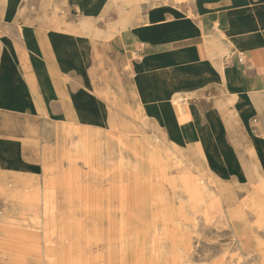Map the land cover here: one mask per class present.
Returning a JSON list of instances; mask_svg holds the SVG:
<instances>
[{"label":"crops","instance_id":"crops-1","mask_svg":"<svg viewBox=\"0 0 264 264\" xmlns=\"http://www.w3.org/2000/svg\"><path fill=\"white\" fill-rule=\"evenodd\" d=\"M0 80L1 209L50 168L34 162L38 128L47 144L52 128L78 142L75 130L130 134L141 118L142 139L120 138L204 178L207 209L264 215V0H0ZM22 236L0 230V264L39 246Z\"/></svg>","mask_w":264,"mask_h":264},{"label":"rangeland","instance_id":"rangeland-1","mask_svg":"<svg viewBox=\"0 0 264 264\" xmlns=\"http://www.w3.org/2000/svg\"><path fill=\"white\" fill-rule=\"evenodd\" d=\"M56 57L64 63L65 50ZM140 119L130 134L75 130L78 142L52 128L47 144L46 128L36 130L34 162L50 168L15 197L20 203L0 208V230L25 233L21 245L35 238L39 245L22 250L19 264H264V215L248 207L236 217L220 205L207 209L204 178L176 175L173 159L155 143L120 138L142 139ZM72 142L61 159L56 147ZM257 211L264 214V206Z\"/></svg>","mask_w":264,"mask_h":264},{"label":"bare ground","instance_id":"bare-ground-1","mask_svg":"<svg viewBox=\"0 0 264 264\" xmlns=\"http://www.w3.org/2000/svg\"><path fill=\"white\" fill-rule=\"evenodd\" d=\"M11 7H12V4L11 3H8V5H7V8H8V10H10L11 9ZM18 7V6H17ZM6 8V9H7ZM16 10V9H15ZM16 14V13H15ZM12 15H13V13H12ZM10 17V16H9ZM9 19V18H8ZM11 19V18H10ZM10 40V39H9ZM6 42V41H5ZM7 43V42H6ZM5 46V45H4ZM6 47V46H5ZM10 55V54H9ZM12 57V56H11ZM231 59V58H230ZM8 60H10V59H8ZM11 61V60H10ZM77 61V60H76ZM2 65V64H1ZM4 66V65H3ZM6 66V65H5ZM69 66V65H68ZM69 68V67H68ZM67 68V69H68ZM5 69H6V67H5ZM12 69H15L13 66H12V68H11V70ZM15 71V70H14ZM6 74L4 75V77H5V80H6V82H7V80L8 79H11V77H12V71H11V73H10V70L8 69H6V72H5ZM3 76V75H2ZM3 77V78H4ZM1 81V80H0ZM9 81V80H8ZM13 81V80H12ZM2 82V81H1ZM5 82V83H6ZM9 82H11V81H9ZM8 82V83H9ZM17 82V81H16ZM4 83V84H5ZM8 83H7V86H8ZM9 86H10V83H9ZM13 87V86H12ZM15 89V88H14ZM18 90V89H17ZM16 90V91H17ZM21 90V89H20ZM15 91V92H16ZM19 92V91H18ZM28 92V91H27ZM17 94V93H16ZM16 94H14V95H16ZM23 95H25V94H23ZM23 100V99H22ZM43 103H45V101L43 100ZM16 104V103H15ZM22 104H24L23 102H22ZM29 104H31V103H29ZM1 105V104H0ZM44 111H47V110H45L44 109ZM49 114V113H48ZM42 115V114H41ZM44 116V115H43ZM47 117V116H46ZM214 144V143H213ZM226 147V146H225ZM6 148V147H5ZM19 148V147H18ZM210 151V150H209ZM232 151V150H231ZM226 152V151H225ZM228 152V151H227ZM218 154V153H217ZM226 155V154H225ZM3 156V155H2ZM213 157V156H212ZM216 157V156H215ZM20 158V157H19ZM227 159H228V156L226 157ZM9 160V159H8ZM11 160V159H10ZM214 160V159H213ZM17 161V160H16ZM227 161V160H226ZM4 164H5V162H7L6 160L5 161H2ZM214 162V161H213ZM15 163V162H14ZM13 163V164H14ZM180 163H182L181 161H180ZM219 163V162H218ZM225 163V162H224ZM7 165L9 164L8 162L6 163ZM26 165H28V162H26V163H22V165H20V168H22V167H24V166H26ZM235 165V164H234ZM18 166L17 165H15V168H17ZM226 167V166H225ZM237 167V166H236ZM233 168H234V166H233ZM238 168H240V167H238ZM242 169V168H241ZM183 170H185V169H183ZM223 170V169H222ZM238 172V171H237ZM228 173V172H227ZM240 173V172H239ZM234 174V173H233ZM227 175V174H226ZM232 175V174H231ZM193 176H191V175H189L188 173L184 176V178H192ZM243 179V178H242ZM194 192H195V194L196 195H200V191H199V189H194Z\"/></svg>","mask_w":264,"mask_h":264}]
</instances>
